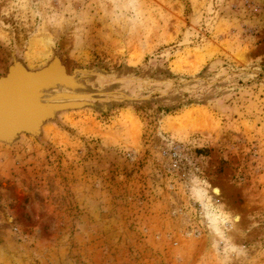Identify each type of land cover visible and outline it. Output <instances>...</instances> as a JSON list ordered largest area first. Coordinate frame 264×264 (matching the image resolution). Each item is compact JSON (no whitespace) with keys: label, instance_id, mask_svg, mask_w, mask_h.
<instances>
[{"label":"rangeland","instance_id":"rangeland-1","mask_svg":"<svg viewBox=\"0 0 264 264\" xmlns=\"http://www.w3.org/2000/svg\"><path fill=\"white\" fill-rule=\"evenodd\" d=\"M0 78V264H264V0H0Z\"/></svg>","mask_w":264,"mask_h":264},{"label":"bare ground","instance_id":"bare-ground-1","mask_svg":"<svg viewBox=\"0 0 264 264\" xmlns=\"http://www.w3.org/2000/svg\"><path fill=\"white\" fill-rule=\"evenodd\" d=\"M17 85H11V86H9L8 87V84H6V85H0V96H3V95H7V96H9V95H11V94H13V93H16V91H17ZM13 95H15V94H13ZM13 95H11V96H13ZM27 103V102H26ZM29 104V103H28ZM30 106V105H29ZM2 110V109H1ZM1 112H4V111H1ZM2 123V120L0 119V124ZM213 192L215 193V194H218V190L217 189H214L213 190Z\"/></svg>","mask_w":264,"mask_h":264},{"label":"water","instance_id":"water-1","mask_svg":"<svg viewBox=\"0 0 264 264\" xmlns=\"http://www.w3.org/2000/svg\"><path fill=\"white\" fill-rule=\"evenodd\" d=\"M0 80L1 81H4L5 78H0ZM7 124H8L7 121L0 124V135L6 132L5 131V128H6L5 125H7Z\"/></svg>","mask_w":264,"mask_h":264}]
</instances>
